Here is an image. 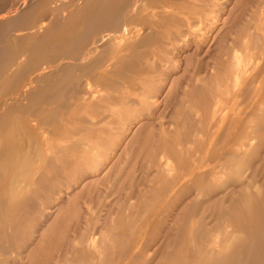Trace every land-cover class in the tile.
I'll list each match as a JSON object with an SVG mask.
<instances>
[{
    "label": "rangeland",
    "instance_id": "374dc122",
    "mask_svg": "<svg viewBox=\"0 0 264 264\" xmlns=\"http://www.w3.org/2000/svg\"><path fill=\"white\" fill-rule=\"evenodd\" d=\"M82 1L0 0V264H244L238 239L264 249V0H115L108 24L85 32L90 6L51 30ZM122 22L133 40L90 53Z\"/></svg>",
    "mask_w": 264,
    "mask_h": 264
},
{
    "label": "bare ground",
    "instance_id": "6f19581e",
    "mask_svg": "<svg viewBox=\"0 0 264 264\" xmlns=\"http://www.w3.org/2000/svg\"><path fill=\"white\" fill-rule=\"evenodd\" d=\"M67 1V0H66ZM76 1H78V0H76ZM97 1V0H96ZM95 1V2H96ZM115 0H99V1H97L96 3L94 2V0L92 1V0H83L82 1V6H80V7H77L76 9H73V10H70L69 11V15H68V17H67V19L65 20V21H63V22H57V23H55V24H53V26H51L50 24V28H52L51 30L53 31V30H56L55 32L56 33H58V30H64L65 29V27H67V26H71L72 24H73V19H74V17H75V15H76V13L78 14V13H82L83 15H84V13H86L85 12V9L86 8H88V7H94V9H93V11H91L90 13H87V15L85 16V18H84V20L82 19V22H84V21H87L86 23H84L85 25H84V27H82V28H84L86 31L85 32H89V31H92L93 29H95V28H97L98 26H100L101 24H103V23H105V21H103L104 19L102 18L103 17V14L106 12V8H105V5H106V3H107V5L109 4V3H113ZM142 1V0H141ZM144 1V0H143ZM148 1H150V4L152 3L151 1H153V0H148ZM56 3V2H55ZM72 3H74V0H68V4H72ZM114 4V3H113ZM149 4V5H150ZM111 5V4H110ZM132 5H133V8H131V12H134V10H137V8H139V2L138 1H135L134 2V4H133V2H132ZM147 6V5H146ZM151 6H153V9H156L155 7H157V6H155L154 7V4L153 5H151ZM114 7V6H113ZM142 7V6H141ZM141 7H140V9H141ZM145 7V6H144ZM143 7V8H144ZM58 8V7H57ZM147 8H149V7H146V9ZM89 9V8H88ZM92 9V8H91ZM90 9V10H91ZM112 9V8H111ZM116 9V8H115ZM145 9V10H146ZM150 9L152 10V8L150 7ZM150 9H148L147 11H149V13H150ZM144 10V9H143ZM143 10L141 11V12H143ZM87 11V10H86ZM89 11V10H88ZM87 11V12H88ZM108 11V10H107ZM139 11V10H138ZM139 11V12H140ZM154 11V10H153ZM84 12V13H83ZM109 12V11H108ZM116 12V11H115ZM152 12V11H151ZM148 13V12H147ZM113 14V13H112ZM139 14H141V13H139ZM144 14V13H143ZM142 14V15H143ZM152 14V13H151ZM106 15V14H105ZM110 15V14H109ZM125 15V14H124ZM123 15V16H124ZM81 16V15H80ZM111 16V15H110ZM131 16V15H130ZM52 17V16H51ZM51 17H49V19L51 18ZM77 18V17H76ZM105 18H106V16H105ZM152 18H153V16H152ZM52 19V18H51ZM77 19H79V18H77ZM107 19H108V17H107ZM43 20V19H42ZM117 20V19H116ZM74 21H76V19L74 20ZM114 21V20H113ZM112 21V23H114ZM151 21V20H150ZM38 22V21H37ZM36 22V25L38 24ZM82 22H80V19H79V22L78 23H80V26H81V23ZM75 23L76 22H74V25H75ZM107 23V22H106ZM105 23V24H106ZM110 23V22H109ZM115 23H117V25H118V22L116 21ZM114 23V26L113 27H116V24ZM139 23V22H138ZM141 23V22H140ZM143 23V22H142ZM150 23V22H149ZM45 24V23H44ZM52 24V23H51ZM83 24V23H82ZM104 24V25H105ZM108 24V23H107ZM79 25V24H78ZM113 25V24H112ZM146 25H147V23H146ZM149 25V24H148ZM40 26V25H39ZM46 26V25H45ZM80 26H77L78 27V29H79V27ZM134 26V25H133ZM136 26V25H135ZM144 26V25H143ZM34 27H35V23H34ZM72 27V26H71ZM74 27V26H73ZM141 27V26H140ZM140 27H138V29L140 28ZM45 28L46 27H44V26H42L41 25V27H39L37 30H38V32L40 31V30H42V34L41 33H39L40 34V36H39V38H37V39H39V40H44L45 41V39H47L48 38V36H49V28H48V26H47V29L45 30ZM70 28V27H69ZM112 28V27H111ZM137 28V27H136ZM144 28H146V27H144ZM147 28H148V26H147ZM146 28V29H147ZM26 29V28H25ZM29 29V28H28ZM72 29V28H71ZM84 29H82V31L78 34L79 35V37H78V39H80V38H82L83 37V34L85 33V32H83L84 31ZM115 29V28H114ZM149 29V28H148ZM151 29V28H150ZM44 30V31H43ZM66 30V29H65ZM102 30V29H101ZM136 30V29H135ZM139 30H141V29H139ZM138 30V31H139ZM79 31H80V29H79ZM115 32H107L106 34L104 33V35H102V37L99 39V41H98V43H93V47H91V50H90V53L91 52H97L98 53V51L102 48V47H110V48H112V50H113V48H114V43H118V45L119 46H117V47H120L122 44H124V40H128V39H130V40H133L134 38H135V36H137V31L136 32H133V34L130 36V34H128L129 36H126V35H124V22H122L121 23V25L119 26V28H117V31L116 30H114ZM131 31H134V30H132V27H131ZM130 31V32H131ZM142 31V30H141ZM147 32H148V30H146ZM145 31V29H144V31H143V33H145L146 32ZM126 32V31H125ZM61 33V32H60ZM66 33V32H65ZM140 33V32H139ZM28 34H30V33H28ZM81 34V35H80ZM136 34V35H135ZM27 35V34H26ZM26 35H25V38H26ZM57 35V34H56ZM134 35V36H133ZM30 36H32V35H30ZM37 36V35H36ZM52 36H54V35H52ZM51 36V37H52ZM139 36H141L140 34H138V37ZM55 37V36H54ZM143 37V36H142ZM137 38V37H136ZM15 39V38H14ZM22 39V38H21ZM31 39V38H30ZM30 39H29V41H30ZM36 39V40H37ZM71 39V38H70ZM16 40L18 41V40H20V39H18V38H16ZM23 40V39H22ZM129 41V40H128ZM18 42H20V41H18ZM36 42V41H35ZM44 43V42H43ZM46 43H48V42H45L44 44H46ZM16 44V43H15ZM20 45H21V42L19 43ZM29 44H30V42H29ZM114 44V45H113ZM24 45H25V43H24ZM39 45V44H38ZM22 46V45H21ZM20 46V47H21ZM49 46V45H48ZM74 46V45H73ZM115 46V47H116ZM123 46V45H122ZM116 47V48H117ZM46 48V47H45ZM47 49H48V47H47ZM75 49V48H74ZM99 49V50H98ZM103 49H105V48H103ZM109 49V48H108ZM17 50V49H16ZM33 50V49H32ZM106 50V49H105ZM111 50V51H112ZM14 51V50H13ZM13 51H12V53H13ZM28 51H30V50H28ZM38 51V50H37ZM41 51V50H40ZM53 51V50H52ZM69 52V51H68ZM87 52V51H86ZM102 52V51H101ZM105 52V51H104ZM22 53H24V52H22ZM37 53V52H36ZM40 53V52H39ZM43 53V52H42ZM45 53V52H44ZM88 53V52H87ZM87 53H84L85 55H87ZM31 54V53H30ZM38 54V53H37ZM36 54V55H37ZM77 54H78V52H77ZM103 54V53H102ZM44 55L45 54H43V56H42V54H41V57L42 58H44ZM50 55H52V54H50ZM62 55H63V53H62ZM67 55V54H66ZM99 56H100V54H98ZM105 55H108V54H106V52H105ZM10 56V55H9ZM19 56V55H18ZM38 56V55H37ZM64 56V55H63ZM75 56H76V54H75ZM97 56V55H96ZM98 56V57H99ZM7 57H8V55H7ZM11 57V56H10ZM45 57H48V56H46L45 55ZM66 57H68V56H66ZM71 57V59L73 58V62H74V59H76L77 60V58L75 57H73V56H70ZM78 57V56H77ZM84 57L85 56H82L81 58H79L80 59V61H83L84 60ZM9 58V57H8ZM16 58V57H15ZM14 58V59H15ZM26 58V57H25ZM31 60H33V58L32 57H29ZM61 58V57H60ZM59 58V59H60ZM13 59V58H12ZM13 59V60H14ZM36 59V58H35ZM64 59H66L65 57H64ZM26 60V59H25ZM75 60V61H76ZM93 60H94V58H93ZM95 60H97V59H95ZM79 61V60H78ZM77 61V62H78ZM8 62V61H7ZM29 62V61H28ZM64 62V61H63ZM69 63L71 62V61H68ZM76 62V63H77ZM84 62V61H83ZM94 62V61H93ZM5 63V62H4ZM9 63V62H8ZM64 63H66V61L64 62ZM87 63V62H86ZM22 64H24V62L22 63ZM21 64V65H22ZM27 64H30V63H27ZM36 64V63H35ZM35 64L33 65V66H35ZM72 64V67L74 68V66H73V63H71ZM66 66H67V63L65 64ZM64 65V66H65ZM7 66V65H6ZM23 66V65H22ZM33 66H30V67H33ZM38 66V65H37ZM71 66V65H70ZM69 66V67H70ZM11 67V66H10ZM9 67V68H10ZM68 67V70L70 69L71 70V68H69ZM6 68H8V66L6 67ZM18 68H20V66L18 67ZM62 68V67H61ZM88 68V67H87ZM28 69H30V68H28ZM22 70V69H21ZM23 70H24V68H23ZM26 71L25 72H31V70L30 71H27V68L25 69ZM68 70H66V71H68ZM33 71V70H32ZM65 71V72H66ZM84 71H86V70H84ZM9 72V71H8ZM34 81V80H33ZM32 81H30V83H31ZM27 84V83H26ZM25 84V85H26ZM47 85V84H46ZM87 93V92H86ZM88 94V93H87ZM86 94V95H87ZM20 95V94H19ZM39 95V94H38ZM51 95V94H50ZM40 96V95H39ZM88 96V95H87ZM91 96V95H90ZM35 97V96H34ZM59 97V96H58ZM37 98V97H36ZM40 98V97H39ZM61 97H59L58 99H60ZM48 99V98H47ZM10 100H11V98H10ZM31 100V99H30ZM43 100V99H42ZM41 100V101H42ZM49 100V99H48ZM54 100V99H53ZM57 100V99H56ZM61 100V99H60ZM32 101V100H31ZM36 101V100H35ZM57 102V101H56ZM53 103H54V101H53ZM17 107V109L19 108L18 106H16ZM12 109V108H11ZM10 112H11V110H9ZM9 111H8V114H9ZM6 116V115H5ZM50 116H51V111H50ZM52 116H53V113H52ZM61 116V115H60ZM1 117V116H0ZM54 117V116H53ZM53 117H50V118H53ZM47 118H48V116H47ZM59 118V117H58ZM58 118H57V120H58ZM44 120V119H43ZM53 120V119H52ZM1 126V125H0ZM47 134V133H46ZM45 134V135H46ZM17 136V134L15 135V137ZM3 137L4 136H2V140H3ZM14 137V139H16ZM1 138V137H0ZM6 139H7V137H5ZM13 138V137H12ZM1 140V139H0ZM7 141H9L8 139H7ZM17 141H19V140H16V142ZM2 142V141H1ZM5 143V142H4ZM17 143H19V146H20V143H21V141H19V142H17ZM6 144V143H5ZM5 144H3L4 146H5ZM9 144V143H8ZM15 144V143H14ZM0 145H2V144H0ZM13 145V144H12ZM16 145V144H15ZM10 146V145H9ZM9 146H7V147H9ZM1 148V147H0ZM10 148H13L12 146H10ZM2 149H5V148H2ZM8 149V148H7ZM1 150V149H0ZM10 150H12V149H10ZM10 150L8 149V152H7V150L5 149V150H3V151H6V153H3V154H7L8 156V159L7 158H5V159H7L8 161H10V162H12V160H11V157H10V154L12 155L13 153H11L10 152ZM13 151H15L14 149H13ZM2 152V151H1ZM16 152V151H15ZM1 155H3L2 153H0ZM15 154V153H14ZM13 154V155H14ZM17 154H19V153H17ZM26 154H28V153H26ZM26 154H24V155H26ZM16 155V154H15ZM20 155V154H19ZM19 155H17V157H16V160H18L17 158H19ZM29 155H30V153H29ZM29 155H27V156H29ZM33 155V154H32ZM4 157V156H3ZM28 158H30V156L28 157ZM32 158V157H31ZM0 159H2V158H0ZM12 159H14V158H12ZM15 160V159H14ZM28 160V159H27ZM26 161V160H25ZM29 162H30V160H28ZM9 162V163H10ZM27 162V161H26ZM26 162H25V164H26ZM0 163H1V161H0ZM15 163H17V162H15ZM22 163V162H21ZM28 163V162H27ZM6 164H7V162H6ZM12 164V163H11ZM1 165H2V163H1ZM13 165V164H12ZM23 165V163L21 164V166H18L19 168L20 167H23L22 166ZM4 166H5V164H4ZM4 166H2V170H4L3 168H4ZM8 165H6L5 167H7ZM11 166V165H10ZM25 166H27V165H25ZM9 167V166H8ZM8 167L6 168V170L8 169ZM12 167V166H11ZM17 167V168H18ZM16 168V169H17ZM1 169V168H0ZM11 170V169H10ZM9 171V170H8ZM16 173V172H15ZM14 175V174H13ZM15 192V191H14ZM257 210V212H259V210L258 209H256ZM256 213V212H255ZM259 214V213H258ZM247 220H249V219H247ZM243 228H245V227H243ZM245 230V229H244ZM242 231H243V229H242ZM245 233L246 234H248V236H250L249 235V233L248 232H246L245 231ZM245 233H243V236L245 235ZM242 236V237H243ZM247 236V235H246ZM258 237H259V235H257ZM256 236V237H257ZM258 237H257V239H258ZM247 238V237H246ZM262 237H260L259 239H261ZM264 238V237H263ZM243 239H244V244H245V242H246V244H247V241L245 240V236L243 237ZM249 239H251L252 241H253V239H254V237L252 236V237H250ZM256 239V240H257ZM255 240L257 243H254V241H253V246H254V244H258V245H256V246H252L251 245V247H249V249L247 248V249H245V245L243 246L244 247V249H243V247L241 248V246H240V244L242 243V239H238L237 241L238 242H240V240H241V243L239 244V247H240V249H242V252H244L243 254L241 253V252H239L240 250L236 247V243H238V242H235L234 241V243H233V241H232V244H233V246L235 245V247L234 248H237L239 251H237L238 252V254L237 253H233V254H237V260H239L240 258H245L244 260H245V263H246V261H247V263H251V264H264V249H262V247H260V246H262V244L261 243H259V242H262V241H260V240ZM247 240H248V238H247ZM250 240V242H252ZM263 240V239H262ZM249 241V240H248ZM231 244V245H232ZM243 244V243H242ZM259 244H261L260 246H259ZM230 245V248H228V250L229 249H231L232 250V248L231 247H233V246H231ZM247 246H249V242H248V244H247ZM237 249H234L235 251L237 250ZM226 251V252H229V251ZM244 250V251H243ZM232 252H233V250H232ZM232 252H229V253H232ZM239 253H241V254H239ZM222 254H225V252L224 253H222ZM221 254V255H222ZM226 254H228V253H226ZM223 255L224 257H226L227 255ZM233 254H230V255H233ZM220 255V256H221ZM230 255H228V256H230ZM238 255H239V257H238ZM243 255H246V256H244V257H241V256H243ZM223 256H221L222 257V259L224 258ZM234 256H236V255H234ZM234 256H232V257H234ZM221 257H218L217 259H218V261L220 262V258ZM229 259L230 258H228L227 260V262L229 263ZM234 259V258H233ZM231 260V259H230ZM236 260V259H235ZM234 260V261H235ZM243 260V261H244ZM233 260H232V263H234V264H239L240 262H238V261H235L234 262ZM222 262V261H221ZM220 262V264H224V263H221ZM224 262V261H223ZM237 262V263H236ZM215 263H217V260H216V262H213V264H215ZM228 263H225V264H228ZM242 263V262H241ZM240 263V264H241ZM244 263V264H245ZM246 263V264H247ZM210 264H212V263H210ZM229 264H231V263H229Z\"/></svg>",
    "mask_w": 264,
    "mask_h": 264
}]
</instances>
